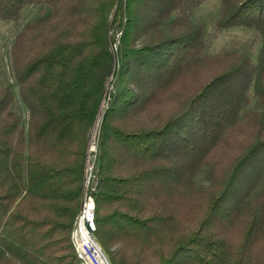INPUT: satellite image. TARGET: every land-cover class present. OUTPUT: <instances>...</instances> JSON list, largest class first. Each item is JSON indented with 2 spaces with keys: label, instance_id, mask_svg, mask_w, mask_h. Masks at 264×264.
Listing matches in <instances>:
<instances>
[{
  "label": "trees",
  "instance_id": "obj_1",
  "mask_svg": "<svg viewBox=\"0 0 264 264\" xmlns=\"http://www.w3.org/2000/svg\"><path fill=\"white\" fill-rule=\"evenodd\" d=\"M203 2L120 0L116 68L114 0H0L3 22L43 11L14 35L13 82L0 86V264H79L70 232L103 101L87 191L111 264H264L252 253L264 239V113L246 109L264 105V0H220L215 22L255 30V61L205 53L193 19ZM246 124L225 180L196 198V171ZM193 204L199 215L182 217ZM236 225L244 232L229 244Z\"/></svg>",
  "mask_w": 264,
  "mask_h": 264
},
{
  "label": "rangeland",
  "instance_id": "obj_2",
  "mask_svg": "<svg viewBox=\"0 0 264 264\" xmlns=\"http://www.w3.org/2000/svg\"><path fill=\"white\" fill-rule=\"evenodd\" d=\"M120 0H114V3L112 5V10L109 15L110 24L108 27V31L110 36L113 40H116L119 36H121L120 31V22L123 17V7L120 6ZM220 6V0H204V2L194 11L193 13V19L196 21L203 22L205 26L206 31V44H205V53L207 54H226V53H245L251 57L252 60H256L258 56V52L260 49V38L255 30L253 29H246V28H239V27H233L229 28L220 32L216 31L215 28V22L218 17V11ZM42 10L40 7L36 6H29L26 8L22 16L15 22H3L0 21V86L10 85L12 84V69L10 65L9 60V52H10V46L11 42L13 40L14 35L30 20L33 19L40 14H42ZM118 52V58H117V64L116 68L120 65V48L117 49ZM191 82L192 79H189L188 81L185 80L183 84H180L179 88L180 90H189L191 89ZM114 79L109 80L108 83V90L113 91L114 90ZM166 105L170 106V101H165ZM104 106V101L101 105V112ZM247 110H259L261 113H264V105H260L258 103H255L252 101L248 107ZM99 110V111H100ZM101 116V114H100ZM100 116L98 120L96 119V126L93 127L92 132L89 136L88 142L91 139L94 143L93 149L89 152L87 156L90 157L89 161L91 160V164L94 161L93 152L97 150L96 146V129L97 124L100 120ZM238 130V128H237ZM251 131L250 125H245L241 127L238 131H234V135L237 133V137L231 140L229 143H224L223 145H218L216 148H214L213 153L210 156V162L212 163H205L203 166H201L194 176L192 177V181L194 183L195 189L194 192H192V195L196 198H199L200 196H204L205 193L213 191H217L218 186L221 184L222 181L225 180L226 174L225 172L227 169H229V165L232 163L236 155H238L241 150L244 147L243 138L249 134ZM88 146V144H87ZM91 145H89L90 148ZM92 147V146H91ZM88 149V148H87ZM86 165V164H85ZM208 170H211V176L206 175ZM209 190V191H207ZM186 199H183V205L182 207H185L186 203L185 200L189 198L185 197ZM252 198V197H251ZM185 203V204H184ZM199 205L193 204L189 206V214L182 215V217H192L191 213H194V218L199 215V210L197 209ZM184 209V208H183ZM242 224V223H241ZM244 232V229L242 227L233 226L229 229V235L225 239L229 244H236L238 242V238L240 237L241 233ZM71 233V232H70ZM261 238H264V236H261ZM227 243V244H228ZM256 245V246H255ZM254 247H256L255 251H252L254 258H257L258 261H264V239H261L258 244H255ZM143 251L138 252L135 251V254H142ZM145 253V252H144ZM146 253H148L146 251ZM147 257L149 258L148 254L144 255L142 254V258ZM137 259V258H135Z\"/></svg>",
  "mask_w": 264,
  "mask_h": 264
},
{
  "label": "built area",
  "instance_id": "obj_3",
  "mask_svg": "<svg viewBox=\"0 0 264 264\" xmlns=\"http://www.w3.org/2000/svg\"><path fill=\"white\" fill-rule=\"evenodd\" d=\"M119 38L114 40L113 48L117 51ZM89 145L90 148H89ZM94 143L90 139L87 146V151H91ZM95 157L96 150L92 151ZM89 152H87V155ZM90 157L87 156L85 165V190L80 203L77 218L73 224L70 233V241L74 254L79 264H111L107 253L104 251L100 243L97 241L94 231V210L95 203L93 196L87 191L92 183V173L95 164V158L91 164ZM94 184V183H93Z\"/></svg>",
  "mask_w": 264,
  "mask_h": 264
},
{
  "label": "water",
  "instance_id": "obj_4",
  "mask_svg": "<svg viewBox=\"0 0 264 264\" xmlns=\"http://www.w3.org/2000/svg\"><path fill=\"white\" fill-rule=\"evenodd\" d=\"M100 114H101V110H100L99 113H98V118H99ZM98 118H97V120H98ZM96 123H97V122H96ZM95 126H96V124H95ZM95 126H94V127H95Z\"/></svg>",
  "mask_w": 264,
  "mask_h": 264
}]
</instances>
